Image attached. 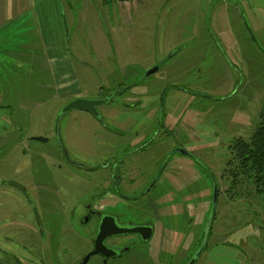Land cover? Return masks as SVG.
Listing matches in <instances>:
<instances>
[{
  "label": "rangeland",
  "instance_id": "rangeland-1",
  "mask_svg": "<svg viewBox=\"0 0 264 264\" xmlns=\"http://www.w3.org/2000/svg\"><path fill=\"white\" fill-rule=\"evenodd\" d=\"M55 2L0 30V264H81L94 233L84 205L105 192L103 164L120 145L144 147L132 156L140 169L131 170L130 188L167 163L161 177L173 202L186 204L194 248L210 227L218 184L210 235L193 264H264V206L247 180L230 187L225 171L231 139H249L264 98V0ZM58 19L79 81L25 82L24 43L32 40L34 63L46 62L42 38L56 36ZM77 93L108 101L98 117L61 113ZM155 194L140 207L158 224Z\"/></svg>",
  "mask_w": 264,
  "mask_h": 264
},
{
  "label": "flooded vegetation",
  "instance_id": "flooded-vegetation-1",
  "mask_svg": "<svg viewBox=\"0 0 264 264\" xmlns=\"http://www.w3.org/2000/svg\"><path fill=\"white\" fill-rule=\"evenodd\" d=\"M143 148L139 146L126 151V147L120 145L121 153L117 158H113L111 165L103 164V167L109 169L105 192L98 194L97 197L84 205L86 221H94L91 250L94 248L98 227L103 217H108L109 230H112L113 226L125 229L142 227L141 232L108 235L103 243L110 255L105 257L100 253L93 254L99 258L97 264H121L124 259L128 260V264H177L178 256L183 257L181 264H186L198 251V256L201 255L205 247L203 239L209 238L211 223L215 217L214 210L209 219L208 231L201 232L199 237L195 238L197 240L194 242L196 243L195 248L193 247V242L190 240L192 239L191 218L188 219L189 212L187 210L184 212L183 208V205L186 204L173 202L176 193L170 192V183L166 178L161 177L164 170L169 169L165 161L157 167L153 177L140 190L137 187L130 188V185L134 184V181L130 182L132 179L130 178L131 170L140 169L135 164L138 158L132 156ZM138 184L141 185L140 178ZM129 190H133V193L130 194ZM154 191L156 194L153 211H158L162 216H160L161 221L158 224L154 217L141 215L143 211L140 207L142 198ZM177 206L180 207V210H176ZM168 208L170 210L162 211V209ZM207 214L208 210L206 216ZM181 217L184 218L183 222ZM205 220L202 221V224ZM146 228H150V231H147ZM155 239H158L156 246L152 243Z\"/></svg>",
  "mask_w": 264,
  "mask_h": 264
},
{
  "label": "crops",
  "instance_id": "crops-1",
  "mask_svg": "<svg viewBox=\"0 0 264 264\" xmlns=\"http://www.w3.org/2000/svg\"><path fill=\"white\" fill-rule=\"evenodd\" d=\"M55 3V0H0V30L22 16L29 8L34 9V5H43L49 8V5ZM56 28V36L44 34L46 40L42 38L44 42L42 50L46 56V62L42 59L43 62L34 63L32 40L24 43L25 46L29 45L30 54L28 61L29 67L31 68L30 74L26 76L28 81L25 82L41 81V83H55L57 86H60L61 83H70L73 85L79 81L75 70V64L77 63L71 61L66 52L67 45L64 37V23L62 22L61 24L59 19ZM59 57H61L62 61H59ZM51 63H54V65ZM34 68L36 69L35 73L32 71ZM20 82L24 83V81ZM77 95L79 93L75 94L72 98L77 97Z\"/></svg>",
  "mask_w": 264,
  "mask_h": 264
},
{
  "label": "trees",
  "instance_id": "trees-1",
  "mask_svg": "<svg viewBox=\"0 0 264 264\" xmlns=\"http://www.w3.org/2000/svg\"><path fill=\"white\" fill-rule=\"evenodd\" d=\"M227 148L231 157L226 161L225 171L231 179L230 187L236 186L241 179L247 180L264 206V98L249 139L234 137Z\"/></svg>",
  "mask_w": 264,
  "mask_h": 264
},
{
  "label": "water",
  "instance_id": "water-1",
  "mask_svg": "<svg viewBox=\"0 0 264 264\" xmlns=\"http://www.w3.org/2000/svg\"><path fill=\"white\" fill-rule=\"evenodd\" d=\"M158 69V65H155L154 67L150 68L147 72L146 75L155 72ZM108 101V98L104 99H90V98H85V97H75L69 100L61 109V113H64L70 109H78V110H83L90 112L93 116L98 117L99 113L97 110V107ZM58 120L59 118L57 117L56 123H55V129L58 125ZM36 140L40 141H46L47 139L44 137L40 136H35L33 137ZM178 151L181 154H189L186 150L183 149H178ZM217 195H218V185L216 181L213 182V189H212V212L215 209L216 201H217ZM211 212V213H212ZM211 216V215H210ZM114 228L112 230H109V225H108V217H103L101 219V222L98 227V232L95 238V243H94V248L87 253L85 258L83 259L81 264H85L86 261L89 259V257L93 254L100 253L103 256L107 257L110 254L108 253V249L105 247L103 241L105 238L110 235V234H117V233H125V232H141L142 227H133V228H117L116 226H113ZM147 231H150V228H146ZM148 237V236H147ZM146 237V238H147ZM199 252V251H198ZM198 252L195 253V255L186 263V264H193L196 260V257L198 256Z\"/></svg>",
  "mask_w": 264,
  "mask_h": 264
}]
</instances>
